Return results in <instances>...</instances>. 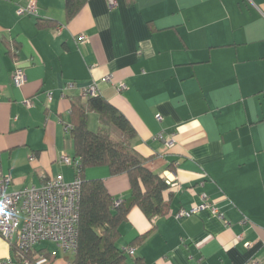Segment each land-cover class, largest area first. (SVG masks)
<instances>
[{
	"label": "crops",
	"instance_id": "1",
	"mask_svg": "<svg viewBox=\"0 0 264 264\" xmlns=\"http://www.w3.org/2000/svg\"><path fill=\"white\" fill-rule=\"evenodd\" d=\"M36 1L29 14L16 11L26 0H0V170L9 188L57 173L74 179L59 158L75 157L64 125L95 82L135 129L130 147L170 180L164 213L148 217L134 204L119 223L125 262L264 264V0H84L71 16L65 0ZM16 64L25 72L19 86ZM86 124L101 126L99 114L87 109ZM84 176L101 177L115 200L130 192L128 175L106 165ZM203 199L221 215L210 207L176 215ZM48 243L35 247L50 251ZM62 252L45 264H68L72 251ZM6 256L15 260L0 236Z\"/></svg>",
	"mask_w": 264,
	"mask_h": 264
},
{
	"label": "trees",
	"instance_id": "2",
	"mask_svg": "<svg viewBox=\"0 0 264 264\" xmlns=\"http://www.w3.org/2000/svg\"><path fill=\"white\" fill-rule=\"evenodd\" d=\"M84 0H65L66 15L76 12ZM38 21L40 19L38 18ZM99 114L101 126L91 129L86 124V110ZM71 119L66 129L72 139L73 153L80 160V195L78 201L77 242L68 264H144L141 257L125 262V249L118 246V225L126 218L130 206L138 205L151 217L167 210L162 191L165 179L150 170L129 145L136 134L125 116L99 92L72 102ZM106 125L112 126L113 135ZM106 165L109 173L125 172L130 192L116 202L101 177L87 178L88 166Z\"/></svg>",
	"mask_w": 264,
	"mask_h": 264
},
{
	"label": "built area",
	"instance_id": "3",
	"mask_svg": "<svg viewBox=\"0 0 264 264\" xmlns=\"http://www.w3.org/2000/svg\"><path fill=\"white\" fill-rule=\"evenodd\" d=\"M109 6L117 3V0H107ZM38 9L36 0H26V3L19 5L18 13L36 14ZM79 39L84 40L85 35L80 34ZM11 80L14 85L19 86L25 80L24 68L16 64L11 72ZM101 80H111V74H105ZM74 82H67L63 87L71 88ZM124 87V83L119 84ZM97 92L95 82H92L81 89V96L84 98ZM47 99L51 98V91H47ZM26 106L31 104L29 98L22 100ZM157 120H161L160 113H156ZM69 124H65V130ZM161 137L160 134L157 135ZM165 140L170 143L171 138ZM60 161L71 165L75 169V177L71 181H65L61 173L45 177L40 185H25L19 188H9L11 179L0 170V236L3 237L15 253V260L9 256L0 258V264H44L51 256L55 255V249L50 251L43 248H36L40 241H48L62 251H73L77 242V221L78 201L80 195V175L78 157H72L62 152ZM170 182L168 178L165 179ZM118 202V200H116ZM204 207H210L212 212L221 215L211 203L203 199L200 203L188 209H178L176 215H190ZM243 217L240 222H246ZM225 223H228L225 220ZM244 246L250 242L245 241ZM129 252L134 247L127 248ZM249 264H257V260L250 259Z\"/></svg>",
	"mask_w": 264,
	"mask_h": 264
},
{
	"label": "rangeland",
	"instance_id": "4",
	"mask_svg": "<svg viewBox=\"0 0 264 264\" xmlns=\"http://www.w3.org/2000/svg\"><path fill=\"white\" fill-rule=\"evenodd\" d=\"M47 245L49 246L50 249H55V251H56V253H57V256H59V257L62 256V253H63V252H62V250H61L60 248L55 247L51 242L48 243ZM67 253H68V255H69L70 257H72V253H71V252H65L64 255H65V256H68ZM44 264H45V263H44Z\"/></svg>",
	"mask_w": 264,
	"mask_h": 264
}]
</instances>
